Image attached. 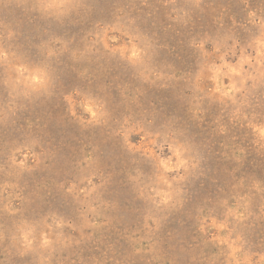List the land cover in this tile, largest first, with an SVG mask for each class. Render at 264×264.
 I'll return each instance as SVG.
<instances>
[{"label": "rangeland", "instance_id": "1", "mask_svg": "<svg viewBox=\"0 0 264 264\" xmlns=\"http://www.w3.org/2000/svg\"><path fill=\"white\" fill-rule=\"evenodd\" d=\"M0 264H264V0H0Z\"/></svg>", "mask_w": 264, "mask_h": 264}]
</instances>
